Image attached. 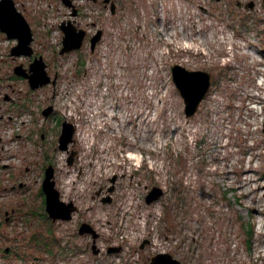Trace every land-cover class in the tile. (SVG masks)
<instances>
[{"label": "rangeland", "instance_id": "374dc122", "mask_svg": "<svg viewBox=\"0 0 264 264\" xmlns=\"http://www.w3.org/2000/svg\"><path fill=\"white\" fill-rule=\"evenodd\" d=\"M60 1L23 0L29 22L49 12L31 45L49 76L58 71L55 84L28 92L10 76L27 57L9 58L14 40L0 36V96L13 87L18 102H0V130L34 131L0 143L11 156L0 168V264H147L157 252L184 264H264V0H115L108 19L103 9L93 17L103 28L94 52L86 40L63 54ZM172 64L211 74L190 117ZM18 112L25 125L9 128ZM63 117L76 124L71 164L57 148ZM48 164L60 198L77 207L69 220L52 221L41 204ZM153 186L162 194L148 203ZM82 221L94 243L78 234Z\"/></svg>", "mask_w": 264, "mask_h": 264}, {"label": "water", "instance_id": "95a60500", "mask_svg": "<svg viewBox=\"0 0 264 264\" xmlns=\"http://www.w3.org/2000/svg\"><path fill=\"white\" fill-rule=\"evenodd\" d=\"M64 4L70 5V0H62ZM95 1V0H93ZM109 0H103L107 3ZM252 7V4H250ZM110 8L112 13L115 9L114 2H110ZM75 14V11H73ZM63 36L61 41V48L59 54L67 53L76 50L81 47L85 30L82 28H76L72 21H62L59 24ZM0 31L4 32L8 38H16L17 42L10 48L9 54L12 56H30L32 54V31L31 28L23 16L14 5L13 0H0ZM101 29L90 38V49L93 52L97 41L101 36ZM46 63L42 56H36L29 63L28 68H24L22 64H18L13 67V72L25 77L28 81V85L31 89H37L48 83H53L54 79H51L46 71ZM171 77L178 89L180 95L184 101V113L187 117L192 116L198 109L200 102L203 100L208 92L211 84V74L208 71L200 69H187L180 64L171 65ZM52 104L47 105L42 114L46 117L50 111H52ZM264 131V122H263ZM74 126L66 119L61 121L60 131L57 136V148L67 152V163L71 164L76 151L69 149V145L74 142L73 138ZM54 167L52 164H48L43 173L41 181V190L44 194V205L47 215L52 221L56 220H69L72 218L73 212L77 207L72 200L64 201L60 198L59 190L55 186ZM115 176L110 181L114 182ZM113 186L109 188L112 191ZM162 189L158 186H153L146 194L145 201L150 203L160 197ZM78 234H90L92 242L94 243L98 233L96 230L85 221H82L77 229ZM141 244L140 247H142ZM116 247H108L107 252L118 250ZM147 264H184L177 258L173 257L168 252H157L150 256Z\"/></svg>", "mask_w": 264, "mask_h": 264}, {"label": "built area", "instance_id": "2783aa9c", "mask_svg": "<svg viewBox=\"0 0 264 264\" xmlns=\"http://www.w3.org/2000/svg\"><path fill=\"white\" fill-rule=\"evenodd\" d=\"M87 1L89 2V5H87ZM71 2H72L73 6L77 12V15L74 16V18L78 24L77 27L83 28L85 30V37L87 38V40L90 36L95 34L97 29L99 28V27H94L95 26V20L93 19V17L99 15L100 12L103 10L106 11V13L104 15V17L106 19H108V16H111L110 14H112L111 10H110V6L108 4H107V6H104V5L101 6L102 8L97 7L98 9H96L95 8L96 6L93 5L94 2L92 0H71ZM61 4H62V2H61ZM51 6H53V5L51 4ZM62 6H63L62 18L59 20V22L61 20H67V19L73 17L71 15L72 8L66 7L63 4H62ZM49 7H50V5H49ZM83 15L84 16L88 15V17L83 18ZM47 16L49 17L48 11H47ZM91 26H93L94 28H92ZM100 28L102 29V35H103V28L101 26H100ZM59 32H61V31L59 30ZM61 37H62V34H61ZM101 38H102V36H101ZM1 117H2V115L0 114V118ZM19 119H21V120H19ZM30 120L32 121V117ZM8 121L10 122L9 128H12V123H17V122L23 126L25 125V120L20 118L19 115L15 116V117L8 116ZM73 124L76 125L74 122H73ZM27 127H28V125H27ZM7 131L8 130H3V129L0 130V143L3 145L11 144L14 142V140H17V136H18L17 134H20V133L23 134L25 139H31V135L33 134V131H32V133H26V132H18V129H16L14 132V133H16V135L14 134L11 136V134H10L9 136L8 135L5 136V133ZM27 135L29 136V138H27ZM12 146H13V144H11V147ZM1 148H2V151L0 152V168H3L4 166H7L10 163L9 161H10L11 156L7 155L5 153V151H3V146Z\"/></svg>", "mask_w": 264, "mask_h": 264}, {"label": "flooded vegetation", "instance_id": "af4514ba", "mask_svg": "<svg viewBox=\"0 0 264 264\" xmlns=\"http://www.w3.org/2000/svg\"><path fill=\"white\" fill-rule=\"evenodd\" d=\"M101 3H103V5L104 6H107V3H105V2H103L102 0H99ZM110 1H114L115 2V0H110ZM13 2H14V5H15V7H16V9L18 10V11H20L22 14H23V16L25 17V19L27 20V22L29 23V26H30V28H31V31H32V37H33V39H32V42H34L35 41V39L36 38H39V36H38V34H37V32L36 31H34L33 29H34V26H37V24H41V18L43 19V14H44V12H45V10L44 9H42L43 11L42 12H39L38 11V13H37V23H34V22H29L28 21V17H30V16H28V11H27V7H25V4H23V0H13ZM97 2H98V0H97ZM32 8V7H31ZM33 15V14H32ZM77 15V12H75V14H73L72 16V18H69L72 22H73V24L75 25V26H78V24H77V22H76V20H75V18H74V16H76ZM32 17V16H31ZM31 25H33L32 27H31ZM47 32V29H44L43 30V37L46 39V34H48V33H46ZM0 36H1V38L2 37H6L5 36V33L4 32H1L0 31ZM7 38V37H6ZM8 39V38H7ZM16 39V38H15ZM14 38H13V40H14V44L16 43V41H17V39L15 40ZM31 42V43H32ZM12 46V45H11ZM39 55H41V53H39V52H37L36 50H35V48L34 47H32V54L30 55V56H25V57H27V60H26V62H24V63H17V64H14V66H16V65H18V64H22V66L24 67V68H28V66H29V63L33 60V58L34 57H36V56H39ZM7 56H9V58H11V59H16V58H18V57H15V56H12V55H10L9 54V51L7 52ZM42 56V55H41ZM13 66V67H14ZM54 72H53V75L52 76H50L51 77V79H54V84L56 83V81H57V79H58V71H56V69L55 70H53ZM12 78H18V79H21L22 81H24L25 82V84H26V89H28V92H29V90H30V87H29V85H28V81H27V79L25 78V77H22V76H18V75H16L14 72L12 73V75H10ZM26 96V95H25ZM16 99V97L14 96V89H13V87H12V89L10 90V92H8V91H3V94L0 96V102L1 103H6V107H8V108H10L9 106L10 105H8L7 103H12V104H17L18 102H14V101H16L15 100ZM48 104V103H47ZM47 104H45V105H41V114H42V110L46 107V105ZM23 106H27L28 107V105H26L25 103H23L22 104ZM56 110V109H55ZM53 111H54V108L52 109V111H50L49 112V114L45 117V118H47V117H49L50 116V114H52L53 113ZM34 132V131H33ZM44 134L43 133H41V136H43ZM14 211V209L13 208H11L10 209V213H12ZM9 212H8V210H5L4 211V214H5V216H4V219L5 220H9V217H11L9 214H8Z\"/></svg>", "mask_w": 264, "mask_h": 264}, {"label": "trees", "instance_id": "16d2710c", "mask_svg": "<svg viewBox=\"0 0 264 264\" xmlns=\"http://www.w3.org/2000/svg\"><path fill=\"white\" fill-rule=\"evenodd\" d=\"M82 64H83V62H82ZM61 121L59 120L58 121V124L60 123ZM40 187V186H39ZM42 194V193H41ZM41 204H42V206H44V195L42 194V201H41ZM245 232H246V235H247V237L245 238V241H246V244H247V246H248V248L251 246V244H252V234H253V226H252V224L250 223V224H248V227H247V229H245ZM33 239H34V237L31 235V238L29 239V241H30V243L33 245ZM53 239H55L54 237H53ZM45 241V243H44V248H46L47 246H49V248H51V246L49 245V241L46 239V240H44ZM43 246V245H42ZM3 249V254L4 255H9L10 253H12V248L11 247H9V248H5V247H3L2 248Z\"/></svg>", "mask_w": 264, "mask_h": 264}, {"label": "bare ground", "instance_id": "6f19581e", "mask_svg": "<svg viewBox=\"0 0 264 264\" xmlns=\"http://www.w3.org/2000/svg\"><path fill=\"white\" fill-rule=\"evenodd\" d=\"M130 156H132L133 158H135V154H133V153H131V155Z\"/></svg>", "mask_w": 264, "mask_h": 264}]
</instances>
